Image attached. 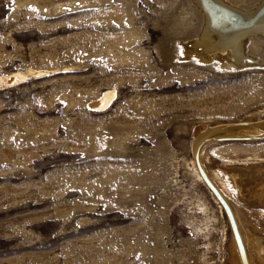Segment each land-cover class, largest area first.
Returning a JSON list of instances; mask_svg holds the SVG:
<instances>
[{"label":"rangeland","instance_id":"374dc122","mask_svg":"<svg viewBox=\"0 0 264 264\" xmlns=\"http://www.w3.org/2000/svg\"><path fill=\"white\" fill-rule=\"evenodd\" d=\"M190 3L0 0V78L26 75L0 84V264H234L200 166L264 230L225 171L264 164V137L195 149L199 131L264 121V65L186 56ZM252 255L264 264V237Z\"/></svg>","mask_w":264,"mask_h":264},{"label":"bare ground","instance_id":"6f19581e","mask_svg":"<svg viewBox=\"0 0 264 264\" xmlns=\"http://www.w3.org/2000/svg\"><path fill=\"white\" fill-rule=\"evenodd\" d=\"M190 2V11L193 9L199 14L201 22L197 36L183 40L186 56L199 57L207 64H219L237 69L251 67V65H264V0H250L247 5L233 0H190ZM25 76V73L18 72L10 77L0 78V84L12 85L24 79ZM114 94L113 89H107L92 104L97 107V110L108 108L112 104ZM245 123L209 127L199 131L195 140L196 152L203 139L208 136H213L217 140L264 137V121ZM208 142L210 143L206 141ZM225 171L233 179L243 199L257 198L264 204V164L230 165L225 168ZM205 173L210 176L206 169ZM197 175L203 179L200 171ZM212 177L217 179L218 184L214 182V179L211 180H214V184L223 197L226 206L224 209L232 226L234 239L231 243V260L234 264H255L252 248L258 237H264V230L256 227L250 220L246 222L249 230L245 228L241 219L242 210L222 191L226 188L225 183L215 172Z\"/></svg>","mask_w":264,"mask_h":264},{"label":"water","instance_id":"95a60500","mask_svg":"<svg viewBox=\"0 0 264 264\" xmlns=\"http://www.w3.org/2000/svg\"><path fill=\"white\" fill-rule=\"evenodd\" d=\"M199 171L203 177L204 182L207 184V186L210 188L211 191H213V193L215 194V196L217 197V199L221 202L222 206L225 208V204L223 201V197L220 195L218 188L216 187V185L214 184V182L211 180V178L209 176H207V174L205 173V170L200 166L199 167Z\"/></svg>","mask_w":264,"mask_h":264}]
</instances>
